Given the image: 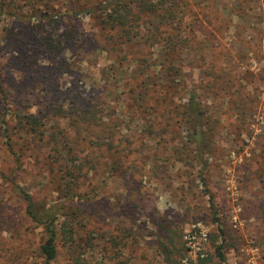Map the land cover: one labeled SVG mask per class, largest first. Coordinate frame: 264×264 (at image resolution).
<instances>
[{
    "label": "rangeland",
    "instance_id": "rangeland-1",
    "mask_svg": "<svg viewBox=\"0 0 264 264\" xmlns=\"http://www.w3.org/2000/svg\"><path fill=\"white\" fill-rule=\"evenodd\" d=\"M1 3L0 71L12 109L28 92L17 90L29 83L23 60L36 52L38 68L66 63L57 74L64 112H51L48 127L59 121L70 135L68 163L89 161L71 177L64 159L52 162L50 144L34 139L35 146L22 148L14 131L12 155L0 129L1 172L29 189L38 208L59 204L75 227L72 240L59 237V254L50 264H264V0H163L155 13L138 14L139 34L127 59L97 42V17L80 12L89 0ZM175 3L176 21L166 26L161 13ZM34 8L61 22L34 28ZM50 29L78 36L59 59L46 50ZM157 29L175 36L179 50L167 51L166 40L152 38ZM12 34L21 46L10 43ZM169 62L180 69L175 81ZM27 88L35 92L28 94L32 105L26 97L22 102L27 111L45 109L49 84L40 79ZM162 88L175 89L158 95ZM191 95L206 113L204 160L193 144L185 145L191 129L183 111ZM95 102L116 140L123 139L114 150L120 152L93 147L87 133L100 127L76 125L68 113L76 103ZM15 114L8 113L11 123ZM72 192L75 198L68 197ZM1 217L7 223L1 224L0 264H44L42 226L26 219L16 189L0 177ZM188 234L196 235L194 248ZM220 244L225 261L216 256Z\"/></svg>",
    "mask_w": 264,
    "mask_h": 264
},
{
    "label": "trees",
    "instance_id": "trees-1",
    "mask_svg": "<svg viewBox=\"0 0 264 264\" xmlns=\"http://www.w3.org/2000/svg\"><path fill=\"white\" fill-rule=\"evenodd\" d=\"M163 0H89V7L83 8L80 12L81 14H89L92 17H97V22L99 26L100 40L97 41L102 47H105L106 50L116 53L121 59L129 58L134 52V36L139 34L138 31V14L140 12H146L147 15H151L159 10V6L162 4ZM4 3L0 4V17L3 14ZM164 8V7H163ZM161 9V11L163 10ZM34 10H37L34 8ZM179 12L177 3L169 8H166L161 13V23L168 26L170 23L176 21V15ZM39 19V23L34 27L36 29H42L47 25L53 23H60V18H55L54 14L38 11L35 13ZM80 14V13H79ZM48 18V20H45ZM76 31H71L64 29L61 34H54L51 29L49 33L45 35V44L46 50L53 54V57L59 59L64 51L66 46H76V41L78 36L75 34ZM170 34V33H169ZM102 37V38H101ZM152 38L154 39H163L166 40L165 48L167 51H178L180 46L178 40L175 39V36L168 35L157 29L155 33H152ZM10 43L12 45L21 46L22 41L18 40L17 37L12 34L10 37ZM97 43V46H98ZM33 55L28 56L27 59L23 60L24 66L26 68L25 75L27 83L24 87H18L17 90L22 93L27 92L25 95L26 99L30 100V103L27 105H32L33 97H28V94H34V88L28 89L27 87L31 85L35 87L37 83L40 82V79L45 80L49 84V90L47 98L43 99V102L46 101L45 109H40L38 112L27 111V108L23 106V100L18 102L16 101V108L12 109L13 101L10 100L11 97L7 94L9 91L7 89V83H5L4 78L0 71V98L2 97L3 101L0 99V129H2V136L6 139V145L12 155H16L15 142L13 141V133H19L22 138V148L23 146L33 147L37 140H44L46 143L52 146L50 152L52 162H57L64 159L65 167L64 170L71 177H76L75 171H80L83 167L88 166L89 161L85 158L81 160L79 166L71 165L65 160V151L66 148H69L68 154L72 153V148L70 146L69 140L70 135L64 134L63 129L60 126V122L56 121L55 125L48 127L49 117L51 112L53 113L55 109L63 113L62 105L59 104L60 93H58V77L57 74L60 72V69L63 68L66 63H55L51 67L38 68L37 61ZM145 57L142 59V66L144 67ZM56 61V60H55ZM172 62H169L167 73L171 77V80H176V76L179 74L180 69L172 65ZM12 86L14 82H10ZM175 88H170L167 90L161 89V92L158 95L166 94L167 92H172ZM25 90V92H24ZM12 91V89L10 90ZM156 92V91H155ZM158 95L153 97L154 99L158 98ZM37 97V96H36ZM35 98V96H34ZM9 100L11 102H9ZM75 98L73 97V101ZM164 100H167L164 97ZM134 103L137 104L138 99L134 98ZM11 104V105H10ZM44 107V105H42ZM140 106V105H139ZM14 112L15 121L10 122L8 118V113ZM103 108L100 106L99 102H95L93 105L84 106L82 103H76V106L71 108L68 112L72 119L73 123L76 125H85L88 128L92 126L100 127V129L92 132H88L89 143L97 149H105L109 153L117 152L121 149H116L118 145H121L123 139L116 140L114 136V129L104 123L102 118ZM56 113V112H55ZM54 113V114H55ZM150 123V122H149ZM183 123L190 128V132L187 135L186 146L193 144L196 155L204 160V153H207V148L209 144L208 137V126L206 125V113L201 107V103L194 95H191L189 98V103L186 105L183 111ZM14 124V125H13ZM149 132L153 133L155 127L154 124H149ZM36 139V141H34ZM64 144V145H63ZM63 145V148H62ZM67 154V155H68ZM50 157V155H49ZM15 164L18 167L22 166L21 158L17 156L14 158ZM202 163L204 161H201ZM75 164V163H74ZM78 167V168H77ZM0 177L7 179L10 184L13 185L16 189L17 196L20 201L24 204V212L26 219L30 220L32 223L42 226L44 236L42 242L39 244L40 256L44 259V264H50V262L57 258L59 254V237H66L71 240L74 236L75 227L67 221L66 214L62 212V207H59V204H42V208L36 206V200L33 193L26 188H22L12 180L10 176L5 175L0 170ZM75 193H70L69 198L74 197ZM63 221H59L60 218H63ZM7 223L5 219L0 218V231H3L1 224ZM224 245L220 244L216 250L217 255L220 260L225 261L226 257L223 253ZM208 258H205L206 260ZM27 261V260H26ZM203 261V260H202ZM25 263V260L22 264ZM77 263L81 264V261L77 259ZM203 263V262H202ZM205 264V263H203Z\"/></svg>",
    "mask_w": 264,
    "mask_h": 264
},
{
    "label": "built area",
    "instance_id": "built-area-1",
    "mask_svg": "<svg viewBox=\"0 0 264 264\" xmlns=\"http://www.w3.org/2000/svg\"><path fill=\"white\" fill-rule=\"evenodd\" d=\"M196 227V225L194 226ZM205 236L207 235L206 233L204 234ZM195 234H188L185 236L186 240L188 241L189 245H191L193 248L195 247L194 245V239H195ZM205 254H202L204 256Z\"/></svg>",
    "mask_w": 264,
    "mask_h": 264
}]
</instances>
